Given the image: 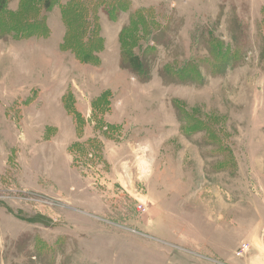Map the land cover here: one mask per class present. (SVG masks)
Here are the masks:
<instances>
[{
  "label": "rangeland",
  "instance_id": "rangeland-1",
  "mask_svg": "<svg viewBox=\"0 0 264 264\" xmlns=\"http://www.w3.org/2000/svg\"><path fill=\"white\" fill-rule=\"evenodd\" d=\"M122 1L0 34V264H264V0Z\"/></svg>",
  "mask_w": 264,
  "mask_h": 264
},
{
  "label": "trees",
  "instance_id": "trees-1",
  "mask_svg": "<svg viewBox=\"0 0 264 264\" xmlns=\"http://www.w3.org/2000/svg\"><path fill=\"white\" fill-rule=\"evenodd\" d=\"M11 0H0V34H11L12 32L17 38H25L34 35H42L46 32V16L47 13L55 10L56 6L61 8L62 18L67 22V30L65 34V43L62 47L72 48L73 51H77V55H83L85 57L91 56V37L98 35L101 24L99 23V16L97 15V9L103 7L105 12L111 16L113 14H119L125 9H128V5L122 0H20L19 10L12 12L6 9ZM139 9L138 11H141ZM143 14L136 12L131 15L130 27L126 25L124 30H135L132 26L140 25L146 27L148 30L157 22L150 19L152 15L148 12L152 11V8L143 9ZM150 20V21H149ZM82 38L87 40L81 41ZM98 41H101L98 39ZM131 42L135 45V38L131 39ZM214 44L220 49L222 46L218 45L217 40H206V45ZM121 59H130V65L142 68L143 72H148L150 69L149 61L146 59L137 58V55L132 52H128L125 48V41L121 36ZM153 49V46L144 48V52H148ZM131 53V54H130ZM143 57V56H142ZM191 67H195L189 62L183 72L188 73ZM194 71V69H192ZM197 72V70H196ZM172 76L182 73V69H176V71L170 70ZM165 76L166 71L163 69L161 72ZM186 80V79H183Z\"/></svg>",
  "mask_w": 264,
  "mask_h": 264
},
{
  "label": "built area",
  "instance_id": "built-area-1",
  "mask_svg": "<svg viewBox=\"0 0 264 264\" xmlns=\"http://www.w3.org/2000/svg\"><path fill=\"white\" fill-rule=\"evenodd\" d=\"M246 248H247V247H243V249H242V250H244V249L246 250Z\"/></svg>",
  "mask_w": 264,
  "mask_h": 264
}]
</instances>
